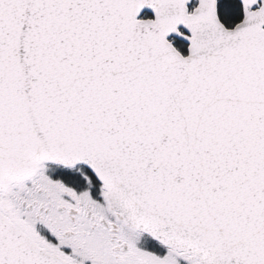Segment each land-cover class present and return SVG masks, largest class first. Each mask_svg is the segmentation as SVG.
Segmentation results:
<instances>
[{"label":"snow or ice","instance_id":"1","mask_svg":"<svg viewBox=\"0 0 264 264\" xmlns=\"http://www.w3.org/2000/svg\"><path fill=\"white\" fill-rule=\"evenodd\" d=\"M0 264H264V0H0Z\"/></svg>","mask_w":264,"mask_h":264}]
</instances>
